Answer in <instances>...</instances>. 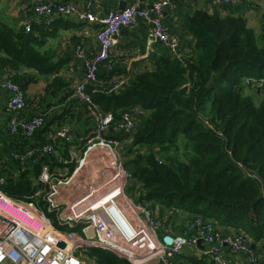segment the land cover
<instances>
[{
    "label": "trees",
    "instance_id": "trees-1",
    "mask_svg": "<svg viewBox=\"0 0 264 264\" xmlns=\"http://www.w3.org/2000/svg\"><path fill=\"white\" fill-rule=\"evenodd\" d=\"M186 23L195 36L192 57L162 56L153 70L119 89L104 83L109 75L101 69L97 83L88 90L93 102L103 112H111L116 123L123 112L134 108L147 113L131 134L116 136L125 139L134 154L124 157V163L135 175L131 190L137 200H154L186 210L192 217L203 215L233 225L258 243L264 239V95L256 104L245 93L246 87H252L245 80L264 78V33L240 16L222 17L204 9L194 11ZM47 29L46 24H33L26 31L22 24L14 30L0 21V66L14 73V81L23 89L25 80L32 78L16 74L21 66L41 74L62 67L63 61L55 62L41 48L36 32ZM73 91L72 81L60 75L46 87L47 96L53 92L57 103L68 104L60 126L72 128L85 120V134L73 130L72 137L78 138L95 128V120L88 104L72 97ZM179 141L191 150L186 160L172 153ZM65 149L64 157L68 146ZM36 157V163L15 162L21 171L9 167L0 171L5 177L2 188L12 198L30 194L41 166L58 161L55 153ZM69 166L73 171L75 164ZM87 258L93 264H132L98 247L89 248ZM257 264H264V256Z\"/></svg>",
    "mask_w": 264,
    "mask_h": 264
},
{
    "label": "built area",
    "instance_id": "built-area-1",
    "mask_svg": "<svg viewBox=\"0 0 264 264\" xmlns=\"http://www.w3.org/2000/svg\"><path fill=\"white\" fill-rule=\"evenodd\" d=\"M25 1L33 10V17L23 23L26 31H31L33 24L49 26L68 16H78L100 26L98 50L91 57L87 58L80 46L76 49L77 58L83 62L84 75L74 85L72 96L80 103L88 104L95 128L85 135V144L80 148L73 143L70 125L59 126L49 133V142L38 154L50 157L55 153L57 143L63 142L68 146V155L61 160L62 167L70 163L75 167L71 172L68 168L59 172L44 163L30 194L12 198L3 190L5 177L0 175V264H90L87 251L92 247L112 251L132 264H146L153 260L161 264H185L179 258L182 250L188 245H197L199 241L208 246L204 252L214 264H244L242 260L226 257V250L231 255L249 253L246 264H257L261 258L253 253L249 237L242 233L222 235L216 222L203 215L190 219L195 233L172 236V242L167 240L170 234H159L162 222L156 213V202L139 201L127 195L126 191L135 184V175L126 167L120 152L122 141L116 137L131 134L145 110L125 111L120 122L116 123L111 112H103L93 102L88 90L89 85L97 83L100 70L110 61L122 27L144 22L149 28L150 43L160 41L176 58L180 57V40L164 20L172 0H152L149 5L140 1L100 17L72 2ZM223 1L234 3L240 0ZM13 77L14 73L7 71L0 79V90L11 92L6 105V111L10 113L9 130L30 137L45 126L46 117L44 113H35L27 119L22 115L28 99L22 85ZM245 83L264 86V78H247ZM205 123L210 125L208 120ZM92 150H102L107 159L106 166L100 168L101 175L105 176L103 182L62 208L58 199L61 189L75 188ZM36 155L31 151L25 155L15 153L13 157L21 162L36 163L39 160ZM250 176L258 179L256 174Z\"/></svg>",
    "mask_w": 264,
    "mask_h": 264
},
{
    "label": "crops",
    "instance_id": "crops-1",
    "mask_svg": "<svg viewBox=\"0 0 264 264\" xmlns=\"http://www.w3.org/2000/svg\"><path fill=\"white\" fill-rule=\"evenodd\" d=\"M55 1L72 2L84 10L92 11L99 17L113 10L125 9L132 3H138L140 1L144 5L152 3V0ZM198 9H204L222 17L229 15L240 16L256 32L259 34L264 33V0H240L234 3H227L223 0H172V5L165 12L164 20L170 28V31L180 40V46L178 47L179 59L192 57L195 51V36L188 28L186 20ZM32 17L33 10L27 1L0 0V21L8 24L14 30L22 26L26 19ZM99 27L98 24L81 20L78 16H68L48 26L47 31L36 32L38 38L42 40V50L53 55L55 62L58 60L63 61L62 67L58 71H55V73L41 74L35 69L21 66L16 73L18 76L32 78V80L28 78L25 80L27 86L24 91L28 99V106L22 115L27 119L35 113H44L46 117L45 126L30 137H23L10 132V113L6 111V105L11 97V92L8 90H0V171L8 167L15 169V171H21L22 167L18 168L15 162H20L23 165V163L29 164V160L21 162L15 159L13 155L15 153L25 155L31 151H35L38 154L41 147L49 142V133L59 127L63 122V110L68 108V104L67 102L57 103L58 98L53 97V92L47 96L46 87L57 75L71 80L72 87L82 80L84 67L82 60L76 56V49L80 46L86 57H91L98 50L97 33ZM162 56L175 57L170 49L162 42L154 41L150 43L149 28L144 22L133 26L122 27L118 32V42L112 49L111 59L102 68L104 70L103 72H107L109 76L105 82L103 80L101 81L115 86L116 89L125 88L134 81L138 74L153 70ZM110 67L111 69H109ZM7 71L0 66V79L4 78ZM257 93L258 96L262 95L260 98L261 101L264 95V89L257 91ZM73 112H75V109ZM145 114H147L146 111ZM84 121L83 118L78 120L77 125H72L73 130L81 129L82 134H85V129L88 126ZM84 137L85 135L78 138L73 136V143L78 144L79 148L82 147ZM65 145L63 142H58L56 145L55 154L58 156V161L52 167L59 172L64 171L66 168L70 170L69 165L62 167V164H60L61 160L65 158ZM101 152L99 150H92L89 153L87 163L77 178L78 183L74 186L75 188L63 187L61 189L58 199L62 208L86 194L91 188L101 185L105 176L101 175L100 168L106 166L107 161ZM83 181H85V184ZM126 192L128 196H131L129 189ZM131 197L137 198L135 195ZM156 213L162 222L163 233L176 236L182 233L192 234L196 232V229L190 225L192 216L186 210L156 203ZM215 222L217 229L222 235L242 233L246 237H249L250 247L252 244H255V248L254 246L253 248L251 247L253 253L263 258L264 239L256 243L245 231L233 225H223L217 221ZM207 248L208 246L202 242L197 245H188L182 250L180 258L185 264H206V262L213 264L211 258L204 252ZM225 255L230 259L242 260L244 264L248 263L249 253L231 255L226 250ZM146 264L161 263L158 260H153Z\"/></svg>",
    "mask_w": 264,
    "mask_h": 264
},
{
    "label": "rangeland",
    "instance_id": "rangeland-1",
    "mask_svg": "<svg viewBox=\"0 0 264 264\" xmlns=\"http://www.w3.org/2000/svg\"><path fill=\"white\" fill-rule=\"evenodd\" d=\"M262 89H264V86H257V85H253L251 88H249V87H246L245 88V93L247 94H250L252 97H253V99H254V102L255 103H259V101H260V98H261V96H258L257 94V91H262ZM121 140V139H120ZM122 141V144L120 145V147L122 148V149H120L121 151V153L124 155V157H125V159H126V157L128 158V156H130V155H134L133 153H131V152H129V147H127L126 146V140L125 139H122L121 140ZM191 150L190 149H186L185 148V143L183 142V141H179L178 142V146H177V148H173L172 149V153L175 155H178L180 158H182V159H185L186 160V157L188 156V155H190L191 154V152H190ZM99 152H101V150H99ZM131 153V154H130ZM101 154L102 155H104V152L102 151L101 152ZM130 154V155H129ZM188 158V157H187ZM129 194L131 195V196H133L134 195V191L133 190H131V188H129ZM68 230H71V231H73V229H70V228H68ZM162 233H163V230H162V228H160L159 229V234L160 235H162ZM82 234V233H81ZM90 264H92L91 262H90Z\"/></svg>",
    "mask_w": 264,
    "mask_h": 264
},
{
    "label": "water",
    "instance_id": "water-1",
    "mask_svg": "<svg viewBox=\"0 0 264 264\" xmlns=\"http://www.w3.org/2000/svg\"><path fill=\"white\" fill-rule=\"evenodd\" d=\"M167 240L169 241V242H172V236H170L169 238H167ZM201 241H199V243H200ZM255 244H252L251 245V247L253 248V246H254ZM254 248H255V246H254Z\"/></svg>",
    "mask_w": 264,
    "mask_h": 264
}]
</instances>
